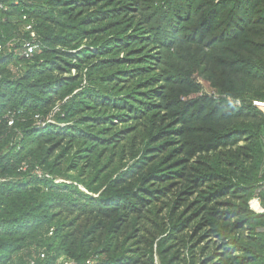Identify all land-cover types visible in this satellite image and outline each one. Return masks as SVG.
<instances>
[{"label": "trees", "instance_id": "16d2710c", "mask_svg": "<svg viewBox=\"0 0 264 264\" xmlns=\"http://www.w3.org/2000/svg\"><path fill=\"white\" fill-rule=\"evenodd\" d=\"M0 44V264H264V0H0Z\"/></svg>", "mask_w": 264, "mask_h": 264}, {"label": "built area", "instance_id": "2783aa9c", "mask_svg": "<svg viewBox=\"0 0 264 264\" xmlns=\"http://www.w3.org/2000/svg\"><path fill=\"white\" fill-rule=\"evenodd\" d=\"M19 2H20V0H13V3L15 5H17ZM22 20L26 21V16H23ZM23 29L25 32L28 33V40L23 42L22 49L20 51V56L27 60V59H30L32 57V55L39 49L40 43H39V38H38V36H37L36 32L34 31L31 24L25 23ZM0 52H2V45L1 44H0ZM194 78L197 80V83L202 86V89L197 96L207 95L209 97H213L214 99L220 98V96L215 91L204 88L203 80L199 76H194ZM193 97H195V96H193ZM182 100H184V98H182ZM240 104L241 103L239 101L235 102V106H237V107H239ZM252 106L255 107L256 109H258L261 112L262 116L264 117V101L254 100V101H252ZM36 120H37V124L40 125L41 122L38 120V118H36ZM48 122H50V120ZM12 123L13 122L10 119L8 121V125L11 126ZM261 174L264 175V164L262 166ZM248 204H249L250 210L253 211L254 213L258 214V213L264 212V210L260 206V203H259L257 198H255V197L252 198ZM51 235H52V230L49 232V236H51ZM37 257L39 260H44L46 255H45L44 251H39ZM29 264H34V260H30ZM55 264H74V262L69 260V259H66L64 257H60L56 261Z\"/></svg>", "mask_w": 264, "mask_h": 264}, {"label": "rangeland", "instance_id": "374dc122", "mask_svg": "<svg viewBox=\"0 0 264 264\" xmlns=\"http://www.w3.org/2000/svg\"><path fill=\"white\" fill-rule=\"evenodd\" d=\"M204 88L208 89L206 86H204ZM209 91V90H208Z\"/></svg>", "mask_w": 264, "mask_h": 264}]
</instances>
